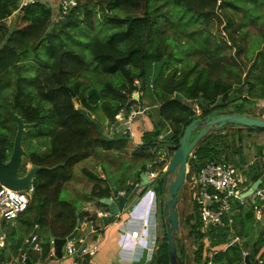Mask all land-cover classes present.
Returning a JSON list of instances; mask_svg holds the SVG:
<instances>
[{"label":"trees","instance_id":"1","mask_svg":"<svg viewBox=\"0 0 264 264\" xmlns=\"http://www.w3.org/2000/svg\"><path fill=\"white\" fill-rule=\"evenodd\" d=\"M97 3L102 7L103 22L99 24V33L94 35L87 23L98 17ZM245 4H250L249 0H79L64 12L60 2L54 5L35 0L20 6V0H0V96L27 120L36 121L35 128L28 127L25 133L29 140V156L24 164L27 160L58 164L38 171L27 209L17 217L18 225L8 227L14 240L18 227L23 229L22 236L29 235L31 245L33 235L37 233L42 244L40 254L48 261L56 256L52 254L54 236L68 235L79 220L96 222L97 211L80 208L75 201L63 196L65 181L73 176L75 163L93 153L98 146L124 147L131 134L105 135L91 112L102 108L105 116L114 122L116 113L123 107L129 111L135 101L147 95L151 104H157L154 126L150 128L155 135L145 137L143 134L144 140L133 149L144 158L134 171L133 180H128L129 175L118 178L108 172V175L98 174L87 167L84 172L94 180L90 196L106 208L108 204L101 197L111 195L115 186L125 190L130 205L149 184L161 194L165 233L157 238L158 247L152 261L153 264H171L163 184L165 169L186 124L212 108L228 107L234 91L238 96L247 95L254 88L258 91L256 78L264 79V69L257 70L264 67L261 65L264 60L258 57L262 48L257 50L247 70L239 64L240 60L245 65L249 63L241 57L238 60L245 45L241 43L243 28L235 25L238 10ZM13 12L16 16L10 24L7 18ZM246 21L239 22L245 25ZM222 24L229 38L224 34L214 38L210 28L221 30ZM169 27L173 32L167 31ZM78 29L88 37L86 43L91 60L86 57V49L65 41L67 35L78 34ZM180 44L188 45V56L196 49L209 56L204 63L198 59L193 63L176 62L172 56ZM225 45L234 46L235 53L228 54ZM225 55L233 62L225 61ZM136 77L141 79L140 86ZM135 87H140V99L134 96ZM259 90L264 91V86ZM257 96L264 99V93H257ZM191 104L201 107L202 112L194 114ZM261 109L252 112L263 113ZM167 123L173 131L161 138ZM230 125L237 128L230 131ZM244 126L249 131L264 130L261 126L229 122L204 135L193 149L195 155H189L187 179H193L194 173L209 159H230V147L236 154L234 162L243 163L246 159ZM202 128L196 130L192 138ZM16 131L13 114L0 102V143L5 158L12 151ZM164 150L167 156L158 157L157 154ZM261 154H264V145L258 142V157L245 170L250 183L263 176L264 155ZM147 169H158L159 172L141 186V172ZM25 170L23 166L22 172ZM194 198V210L185 217V222L189 225L188 234L196 242L197 264H247L246 254L254 259L257 253L264 264V230L252 242L243 240L244 232L250 229L254 203L245 212L238 202L242 210L234 213V217L246 220L244 227L236 228L234 219L235 231L242 240L233 241L227 223L204 224L196 195ZM115 216H110V220ZM176 234L178 250L184 264H188L186 244L179 228ZM18 242L13 245L16 249ZM29 244L26 245L30 247ZM245 249L247 253H244ZM32 252L30 249L27 255L31 257ZM91 258L90 252H84L78 254L74 262L91 264Z\"/></svg>","mask_w":264,"mask_h":264},{"label":"crops","instance_id":"2","mask_svg":"<svg viewBox=\"0 0 264 264\" xmlns=\"http://www.w3.org/2000/svg\"><path fill=\"white\" fill-rule=\"evenodd\" d=\"M45 1H48L49 3L54 5H58L61 0L57 2H55V0H45ZM260 100L262 102L261 107L264 110V99L261 98ZM150 113L151 112L141 113L135 118L132 124L133 134L136 133L139 136H141V134L145 132L146 128L149 129L153 128L154 117L150 116ZM124 129H125V125H119L117 122L114 121L111 122V133L106 132V134L109 137H114L119 133L124 134V132H127L124 131ZM140 140L138 139V141L134 143L135 145L130 143L129 149L128 148L125 149L124 147L118 149L117 147L107 148L104 146H98L93 153H91L90 155L84 157L83 159L75 163L73 176L65 181V189L66 190L68 189L69 191V195H70L69 198L75 201L80 208H86V209H90L91 211H97L99 214L94 224L92 223L90 225L89 223L90 220L88 219L82 220V224L79 227L81 228V230H79L78 228L77 234L73 238V240L78 246V251H76L75 253H69L66 250L62 256L56 255L58 257H52L48 261H45L40 254L41 250H38L33 245V242L32 245L29 244L30 238L28 237L29 236L28 234L25 233V235L22 236L18 232L15 236L16 239L14 240L13 236L9 233V228L7 227L5 229L6 233L0 234L1 237L0 246L2 248L7 247L8 237L10 238V241L8 242L11 243V242L19 241L18 242L19 245L17 249L15 248V246L14 248L13 246L9 247L10 252L7 255L8 260H6L5 256H3L4 253H0V262L5 261L6 264H13V262L11 261H15L16 259H19L23 261H28L30 263L33 262V263H45V264H74L72 262H74L77 259L78 254L84 253V251L82 252V250L79 252V248L81 246H85L86 244H88V246H92L94 243H96L97 247L95 251L90 252L92 254L91 264H153L152 260L156 253V249L158 247L157 238L158 236L161 235L159 233V218H158V204H159L158 195L160 194H158L157 191L151 192L150 198L148 199L152 200V202H148L145 205V208L140 207L139 204L137 206L134 205L132 207V205H130L131 201L128 200V196H127L123 211H121L120 214H115L116 216L111 220H110V216H112L114 213H108V220L105 221V219L102 216L103 213L101 212L105 210L109 211V207L106 208L104 205L98 204L97 200L94 197L90 196L89 193L94 183V180L89 178L87 175L82 177V175H80L78 171L80 170L81 172H83V174H86L84 172V168L87 167L94 170L98 174L108 175V173L114 172V169L118 168L119 165V163L116 160L117 157L115 155H113V157H110L112 151L114 149L120 152L129 150L131 156L132 154H134L133 149L137 147L136 145L140 144L139 143L141 142ZM245 154H246L245 161L243 163H239L238 165L249 166V164L253 160H255V158L258 157L257 151L255 154H251L250 151L247 149V147L245 150ZM104 156L106 159H104ZM109 158H112V161L110 162L111 163L110 168H107L104 165L106 164L104 161L108 160ZM140 158L142 159L143 157L140 156ZM139 166L140 165L137 163L131 166L130 169L131 174L129 175L128 180H133V173L137 168H139ZM77 175L78 177H76ZM261 177L262 180H264V172H263V176ZM248 182H251L249 178H248ZM111 195H113L116 198L114 192ZM238 202L243 206L242 209L245 212L246 210H248L247 208L252 203H254L251 197H247L246 202H240L239 199H233L232 203H233L234 213H237L239 210H242ZM257 202L262 209L261 215L257 216L256 213L254 212V214L250 217V229L249 231L244 232L243 235L244 237L243 240L248 239V241L250 242L257 239L259 233L262 230H264V196L259 195L257 197ZM124 215H126V217L130 215L129 220L125 219L124 221L122 219ZM240 218L241 217L238 216L235 219L236 228L238 227L242 228V226L244 227V221L246 219L244 218L245 219L244 220L243 218L241 219ZM11 219H7V220L9 221ZM1 223H3V220H1ZM18 223L19 221L18 218L16 217L15 220L11 221V227L18 225ZM0 227L5 228L3 224H1ZM26 244L27 245L29 244L32 247L31 246L28 247ZM30 249L33 251L31 257L27 255ZM66 252L67 254L65 255ZM22 253H26L25 258L22 257ZM26 258L28 259L26 260ZM254 259L259 260V262L263 264L261 261L262 259L259 257L258 253ZM246 263L248 264L247 261ZM213 264L216 263L214 262Z\"/></svg>","mask_w":264,"mask_h":264},{"label":"rangeland","instance_id":"3","mask_svg":"<svg viewBox=\"0 0 264 264\" xmlns=\"http://www.w3.org/2000/svg\"><path fill=\"white\" fill-rule=\"evenodd\" d=\"M59 0H55V2H57ZM247 3V2H245ZM250 4H245L244 8H240L238 10V16H236V23L235 25L238 26V28H243V30L240 32L241 35H243V39L242 42L245 47L244 49L241 51V56L238 57V60H240L241 58L246 59V61H248V64H244L241 60L239 61V64L243 65L244 68L247 70L248 65L251 63V61L253 60L252 58H254L256 56L257 50L262 48V52L260 53V56H258L260 59L264 60V0H249ZM259 3V5H258ZM100 3H97L95 8L97 9V11L99 12L97 19H92L87 23V26H89L94 35H97L99 33V29H100V25L103 21H102V7L99 5ZM93 5V4H90ZM249 6H251V8H249ZM177 7V6H176ZM260 14V15H258ZM16 16V12H13V14H11L8 18L7 21L10 24H13V20ZM215 20V19H214ZM213 20V22H214ZM225 18L223 20V22H225ZM247 20V21H246ZM239 21H246L245 25L240 24ZM239 24V25H238ZM167 31L169 32H173L172 28L169 27L167 28ZM211 34H213L214 38H218V36L220 37V34H224L227 38H229V35L227 33H225V28L223 27V24L221 25V30L216 29L215 27H211L210 28ZM228 31V30H227ZM75 32V31H74ZM225 37V38H226ZM86 36H84V32H81L80 29H78V34L73 33L70 35L66 36L65 41L68 44H77L81 47L82 50L86 49V57L88 60H91L90 55L88 53V45L86 43ZM213 43V41H211V44ZM171 42L169 43V46H171ZM177 44H175L176 46ZM204 42H202L201 47H203ZM200 47V48H201ZM224 50L230 54V53H235V47L234 46H228L225 45ZM193 51V50H192ZM188 52H190L188 50V45L186 44H180L179 47L175 48V53L174 56H172V60L174 59V61L181 63L182 61L184 63H193L195 62V59L200 60L202 63H204L205 58H208V54L205 53H201L200 51H198L197 49L194 50L191 54V56H188ZM248 53L251 54V56H248ZM241 57V58H240ZM225 61L227 62H233V59L230 56L225 55L223 58ZM177 60H181V61H177ZM34 65V64H33ZM261 65H264V63H262ZM26 66V65H25ZM28 72L30 71L29 68L26 66ZM264 69V67L261 66V68H258V72L261 71V69ZM31 69H35L34 66H31ZM152 77V75L150 76ZM264 77V74L263 76ZM153 78V77H152ZM257 81V85H258V91L256 90V88H254L253 90H251L247 95H240L238 96L237 93L234 91L232 93V97H234L232 100H230L228 107H222V108H229V109H236V110H250V111H255V112H259L261 107V98L258 99L257 93L258 95L261 93H264V91H260V87H263L262 84L264 83V79H261L260 76L258 78H256ZM140 105L142 106H148V108L146 109V112H151L150 116L155 117V110L154 108L156 107L157 104H154L155 106H153V104H151V101L149 100L147 95H144V97H142L139 100ZM201 109V107H200ZM262 110V109H261ZM264 111V110H263ZM202 112V109L201 111ZM92 114H94L95 120L97 121L100 129L104 132L105 135L106 132L111 133V121L107 118V116H105L102 108H98L96 111L91 112ZM203 128L205 127L204 125H202ZM202 126L198 127V129H200ZM31 128H35L34 125L29 126ZM237 128V126L235 125H230L229 126V130L233 131ZM151 129L146 128L145 132L141 134V136H139L138 134H133L130 136L129 138V143H127V145L124 146L125 149H129L130 146L129 144L132 143L134 144L136 141H138V139L140 140L141 138V142L144 140V136L145 137H149L154 136V132L151 131ZM27 132V131H26ZM25 132V133H26ZM243 132H245V139L244 141L246 142V147L247 149L250 151L251 154H255L257 151V145L258 142L264 145V130L262 131H258V130H251L249 131V129L247 127H243ZM128 133V131H127ZM108 136V135H107ZM24 145L26 147V149H29V140L27 139V136H25L24 134ZM139 142V143H141ZM135 145V144H134ZM138 146V145H136ZM44 148V147H42ZM118 149H121L120 147ZM134 151V150H133ZM161 152V151H160ZM160 152L158 154H160ZM164 152V151H162ZM129 154V155H128ZM135 154V155H134ZM132 154L130 156V151H117L116 149H114L112 151V154H110V157H113V155H115L117 157V162L119 163L118 168L114 169L113 175H115V177L120 178L121 176H126V175H130L131 174V166L133 164H141V162L144 160L143 158H140V155L135 153ZM166 155V153H165ZM262 155V154H261ZM167 156V155H166ZM229 157L231 160L235 161L236 159V154L235 152L232 150V148L230 147L229 150ZM104 159L105 156H104ZM111 159V160H110ZM142 160V161H140ZM31 162V160H29ZM112 158H109L108 160H105L104 162L106 164H104L107 168H110ZM165 169V168H164ZM77 171V170H75ZM79 174L83 176H85L86 174H83V172H81L80 170ZM166 171V169H165ZM78 177V175L76 176ZM153 179V178H152ZM150 181L146 182V183H141V186L146 185L147 183H149ZM191 181H188L187 176L185 181L182 184V187L180 188L181 194L178 200V208H179V214H180V227H179V234L182 236L185 244H186V249H187V261L188 264H197L196 262V258H195V252H194V248H195V241L193 240V237L188 234L189 231V225L188 223L185 222V217L190 214L191 212H193L194 210V205L193 203L195 202V198L194 195H196L195 190L191 187ZM149 184L147 189L145 190L144 193H142L141 195H139L138 197L135 198V203L132 204V207L134 205H140V207L145 208V205L148 202H152V200L148 199L150 198V194L151 192H156V189ZM159 194V193H158ZM63 196L65 197H70L69 195V191L68 189H64L63 191ZM161 194L158 195V218H159V233L161 235H163V233H165V226L163 223V215L161 214ZM164 198H169V192L163 194ZM142 200V201H141ZM131 207V208H132ZM130 210V209H129ZM131 214V211H130ZM129 216L126 217V215H124V217L122 218L124 221L129 220ZM1 220H3V223H1ZM15 220V218L11 219V220H7L4 217H0V226L1 224H3V226H5V228L0 227V234L1 233H6L5 229L7 227H11V221ZM79 230H81V228H79ZM23 231V229L21 227H18V232L21 233ZM1 239V237H0ZM10 241V238L8 237L7 239V247L6 248H2L0 246V253H4L3 256H5V259L8 260L7 255L10 252L9 251V247H12L14 245V242H8ZM14 248V246H13ZM12 248V249H13ZM40 250V249H38ZM15 252V251H14ZM16 253V252H15ZM67 254V252L65 253V255ZM58 257V256H55ZM13 262V264H45V263H30L28 261H23V260H19L16 259L15 261H11Z\"/></svg>","mask_w":264,"mask_h":264},{"label":"water","instance_id":"4","mask_svg":"<svg viewBox=\"0 0 264 264\" xmlns=\"http://www.w3.org/2000/svg\"><path fill=\"white\" fill-rule=\"evenodd\" d=\"M137 96V93L134 94ZM0 102L4 104L8 111L14 116L17 122V131L14 138V144L10 155L5 158V151L0 143V181H3L13 187L33 190V184L38 171L45 167H56L58 164H44L30 162L27 160L24 164V160L29 156V151L24 145V134L28 127L35 124L36 121L27 120L26 117L20 112L16 111L14 107L4 97L0 96ZM78 105L79 102L76 101ZM193 107V113L199 114L198 108L191 104ZM229 122L241 123L244 125H256L264 127V111L263 113H255L249 110H236L229 108H212L209 112L202 115L199 114L186 124L184 131L180 137V143L176 147L172 154L169 163L167 165L163 194L169 192V198H164V217L166 221V235L169 245V254L171 264H184L182 253L178 250L177 234L176 230L180 227V214L178 208V200L180 197V188L186 179L188 171V158L191 151L194 149L197 142L208 132L215 128L221 127ZM204 125L193 138V133L198 130V127ZM25 166L26 170L22 172V167ZM143 180L141 183L150 181L149 170L141 172ZM113 182V179H112ZM262 182V177H258L252 184L246 189L247 195L254 191V189ZM114 195L101 197L102 201L108 204L110 213L120 214L124 209V204L127 199V194L122 193L118 187H114ZM1 213V212H0ZM105 221L108 220V214H102ZM90 225L92 222H89ZM82 220H79L74 230L66 236H54V249L58 256H62L64 253L65 242L72 237H75L78 228L81 226ZM36 240L33 241V245ZM86 243V242H85ZM83 247L79 248V252ZM246 261L248 264H261L257 259H250L249 254H246Z\"/></svg>","mask_w":264,"mask_h":264},{"label":"built area","instance_id":"5","mask_svg":"<svg viewBox=\"0 0 264 264\" xmlns=\"http://www.w3.org/2000/svg\"><path fill=\"white\" fill-rule=\"evenodd\" d=\"M35 0H20V6ZM79 0H61V9L66 12L70 6L78 3ZM138 86L141 84L139 77L135 78ZM133 93H137V98L140 95V87H135ZM140 99V98H139ZM148 106H141L139 101H135L129 111L126 108H122L116 113V120L119 125H125L124 131L130 132L133 135L132 124L135 118L145 113ZM198 110L201 111L200 107ZM201 113V112H199ZM172 126L167 123L164 131L160 134L161 138H164L167 134L171 133ZM166 151L157 154L160 158H165ZM190 154H194L193 150ZM188 165L190 167L189 161ZM188 167V170H189ZM248 166H242L236 164L233 160L222 159H209L203 164L200 169L194 173L191 181V187L195 190L197 201L199 202V209L201 213L202 221L206 226L210 224H228L230 226V236L232 240H241V236L236 233L234 228V209L233 199H239L240 202H246L247 197H251L255 205V213L257 216L261 215V206L257 202L259 195L264 196V181L254 189L253 192L244 195L246 189L252 184L248 182V174L246 169ZM158 169L149 170V178H154L158 174ZM254 182V181H253ZM34 190V184H33ZM33 190L22 189L13 187L3 181H0V215L5 219H11L18 217L23 211H25L29 205ZM125 193V190H120ZM101 213L108 214L110 210L102 211ZM39 235L36 233L33 235V240H36L34 246L37 249H42V244L38 241ZM74 237L69 238L64 244V252L67 250L69 253H75L78 251V246L73 240ZM52 254L57 255L54 249V237L52 238ZM82 252H94L97 244L92 246H81ZM80 247V248H81ZM247 253V250H244ZM64 254V253H63ZM22 257H26V253H22ZM75 264V262H72ZM0 264H6L5 261H1Z\"/></svg>","mask_w":264,"mask_h":264}]
</instances>
